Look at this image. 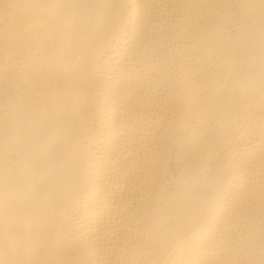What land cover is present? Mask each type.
<instances>
[{"label": "clouds", "instance_id": "clouds-1", "mask_svg": "<svg viewBox=\"0 0 264 264\" xmlns=\"http://www.w3.org/2000/svg\"><path fill=\"white\" fill-rule=\"evenodd\" d=\"M0 264H264V0H0Z\"/></svg>", "mask_w": 264, "mask_h": 264}]
</instances>
